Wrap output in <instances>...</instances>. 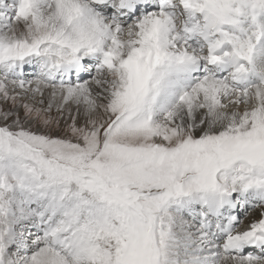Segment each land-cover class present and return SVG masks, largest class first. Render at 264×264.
<instances>
[{
	"label": "snow or ice",
	"instance_id": "snow-or-ice-1",
	"mask_svg": "<svg viewBox=\"0 0 264 264\" xmlns=\"http://www.w3.org/2000/svg\"><path fill=\"white\" fill-rule=\"evenodd\" d=\"M0 264H264V0H0Z\"/></svg>",
	"mask_w": 264,
	"mask_h": 264
}]
</instances>
